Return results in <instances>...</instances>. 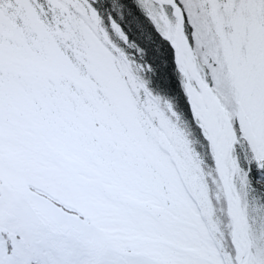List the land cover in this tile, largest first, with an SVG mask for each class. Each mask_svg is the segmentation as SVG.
I'll list each match as a JSON object with an SVG mask.
<instances>
[{
  "label": "snow or ice",
  "instance_id": "obj_1",
  "mask_svg": "<svg viewBox=\"0 0 264 264\" xmlns=\"http://www.w3.org/2000/svg\"><path fill=\"white\" fill-rule=\"evenodd\" d=\"M0 264H264V0H0Z\"/></svg>",
  "mask_w": 264,
  "mask_h": 264
}]
</instances>
